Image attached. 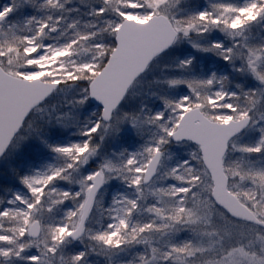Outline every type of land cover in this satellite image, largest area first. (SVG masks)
<instances>
[{"label":"snow or ice","instance_id":"6c2138e0","mask_svg":"<svg viewBox=\"0 0 264 264\" xmlns=\"http://www.w3.org/2000/svg\"><path fill=\"white\" fill-rule=\"evenodd\" d=\"M0 264H264V0H0Z\"/></svg>","mask_w":264,"mask_h":264}]
</instances>
